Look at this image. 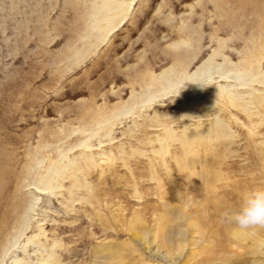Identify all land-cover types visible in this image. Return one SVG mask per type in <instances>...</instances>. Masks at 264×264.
Segmentation results:
<instances>
[{"label": "rangeland", "instance_id": "rangeland-1", "mask_svg": "<svg viewBox=\"0 0 264 264\" xmlns=\"http://www.w3.org/2000/svg\"><path fill=\"white\" fill-rule=\"evenodd\" d=\"M256 184L264 0H0V264H264Z\"/></svg>", "mask_w": 264, "mask_h": 264}, {"label": "clouds", "instance_id": "clouds-1", "mask_svg": "<svg viewBox=\"0 0 264 264\" xmlns=\"http://www.w3.org/2000/svg\"><path fill=\"white\" fill-rule=\"evenodd\" d=\"M240 229L264 228V184L250 187L239 204L225 214Z\"/></svg>", "mask_w": 264, "mask_h": 264}, {"label": "bare ground", "instance_id": "bare-ground-1", "mask_svg": "<svg viewBox=\"0 0 264 264\" xmlns=\"http://www.w3.org/2000/svg\"><path fill=\"white\" fill-rule=\"evenodd\" d=\"M228 75H230V73Z\"/></svg>", "mask_w": 264, "mask_h": 264}]
</instances>
